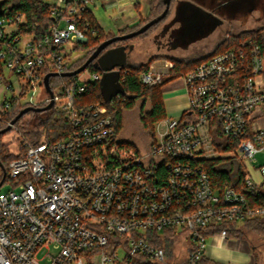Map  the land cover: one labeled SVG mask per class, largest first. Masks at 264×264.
Here are the masks:
<instances>
[{
  "label": "built area",
  "instance_id": "built-area-1",
  "mask_svg": "<svg viewBox=\"0 0 264 264\" xmlns=\"http://www.w3.org/2000/svg\"><path fill=\"white\" fill-rule=\"evenodd\" d=\"M97 1L50 2L56 22L39 38L20 31L23 16L0 15V122L16 129L5 120L13 110L52 100L68 125L57 141H22L25 150L6 169L0 166L1 186L8 180L14 188L0 197V264H173L165 254L167 239L187 246L182 264H202L207 238L225 239V226L264 217V209H250L234 189L214 187L199 164L234 156L245 187L263 188L264 162L252 165L264 154L261 47L244 40L182 75L185 115L162 121L158 137L140 152L116 134L104 106L82 100L102 72L67 83L50 77L52 98L35 100L44 76L64 73L70 50L87 41L83 14ZM173 68L166 62L164 71L149 70L138 80L160 85ZM59 83L56 94L52 86Z\"/></svg>",
  "mask_w": 264,
  "mask_h": 264
},
{
  "label": "trees",
  "instance_id": "trees-1",
  "mask_svg": "<svg viewBox=\"0 0 264 264\" xmlns=\"http://www.w3.org/2000/svg\"><path fill=\"white\" fill-rule=\"evenodd\" d=\"M173 3L174 0H171L166 17L159 23L150 27L145 33L126 41L113 43L111 47H114L115 44L125 45V43L141 38L149 31L158 28V26L168 18L172 10ZM139 6L140 4L137 0V2L134 4V7L137 11L139 10ZM0 9L2 13H5L7 16H23L25 21L22 25H20V31L33 34L37 38L45 35L48 31V28L56 22L57 18L56 16L51 15L54 6L44 0H0ZM164 9V0H150L147 16L144 19H140L135 26L130 28L126 27L119 30L116 35H124L136 31L148 21L158 17ZM83 22L88 24L87 41L85 43L78 44L77 47L82 52L81 56L73 58L71 61H69V64L65 69L66 72H71L79 68L99 44L112 37L111 35L103 32L89 9L83 14ZM248 39H253L258 42L264 57V24H262L252 30H242L235 34H227L219 42L216 49L205 57L190 61L183 59L171 60V62L174 64V68L168 71L167 75L158 86L149 87L140 83L138 80V77L141 73L149 71V64L138 66H130L126 64V67L120 70V83L124 89L123 95H120L118 99L114 97L112 98L111 102L106 103L102 97L99 82H95L91 83L87 92L82 94V100L88 104L98 103L101 106H104L108 115H110L112 118L117 135L120 134L122 128L124 111L131 110L136 100L141 99L149 102L148 112H141L139 119L144 131L149 135L150 139H153L154 124L167 119L162 101V88L169 82L179 79L182 75L192 71L198 64L209 57L233 48L240 42ZM86 70H89L90 72H100L94 69L92 64H90ZM65 80L69 82L72 80V78H65ZM54 81V78L49 80L50 84ZM45 106H47V104H43L41 108ZM24 108H26V106H21L13 110L10 115L5 117V120L11 122ZM182 115H185V113ZM25 116H31L38 119L37 126L30 130L27 129L23 123V118ZM14 125L17 131L21 133V142L19 143L17 153L9 154L5 148V145L0 142V166L4 167L5 169L11 160L16 158L19 153L25 150L22 146V141L28 142L30 145H37L45 140L57 141L62 139L68 132L66 119L54 108L47 110L45 113L28 112L19 118ZM5 128V124L0 122V130ZM6 133L0 135V139ZM220 141L223 140L221 139ZM127 143L134 146L130 142ZM223 144L225 150L234 149V145L230 143ZM199 164L208 175L214 187H218L220 189L232 188L236 192L243 195L246 204L250 209H264V189L259 186L255 192H250L245 187L244 183L246 174L243 170V167L234 156L229 158L202 160L199 162ZM225 229L227 230L226 236L246 238V232L252 231L257 235H260L259 237L262 238L264 237V217L254 216L250 219L244 220L243 222H236L225 226ZM168 240L169 239H167L165 243V254L167 256H169L171 253L172 247V241ZM154 243L157 245L159 244V242L156 241H154ZM127 262L128 264H150L144 261V259H129ZM211 263L213 262L206 258L202 259V264ZM213 264L216 263L214 262Z\"/></svg>",
  "mask_w": 264,
  "mask_h": 264
},
{
  "label": "rangeland",
  "instance_id": "rangeland-1",
  "mask_svg": "<svg viewBox=\"0 0 264 264\" xmlns=\"http://www.w3.org/2000/svg\"><path fill=\"white\" fill-rule=\"evenodd\" d=\"M44 1L53 3L56 0ZM138 1L140 2V0ZM90 9L104 33L112 37L119 36L116 34L121 30L119 28L120 21H114L110 17L111 15L104 12L102 8L90 5ZM147 13L148 6L145 14H141L138 11L136 23L127 27L135 26L140 19H144L147 16ZM262 24H264V0H174L168 18L158 28L149 31L141 38L125 43L127 50L130 46L132 47L130 51H127V64L130 66L149 64V70L164 71L166 62L179 59L190 61L205 57L216 49L219 42L227 34H235L242 30H252ZM161 28L162 31L158 34ZM118 45L115 44L114 46ZM77 46L78 44H75L74 48L71 49L70 44L65 45L67 50L71 49L68 57L69 61L81 56L82 52ZM89 72V70H85L77 77L86 78L89 76ZM7 80L11 83L14 82L13 77H9ZM64 83H67L65 79ZM61 87L62 85L59 83L56 87L52 86V89L54 93L58 94ZM174 89L185 96L183 82L179 78L169 82L162 88V99L166 95L170 96ZM46 97L47 94L42 91L35 96V100L38 101ZM148 110L149 102L140 99L135 101L131 110L123 113L119 137L123 141L133 144L140 152H146L152 141L144 131L139 119L140 113H147ZM23 123L30 130L37 126L38 119L25 116ZM153 127L154 137L157 138L164 128V123L157 122ZM20 138L21 133L17 129H12L1 137L0 142L5 145L9 154H14L18 151V146L21 142ZM263 162L264 154H257L252 165L253 167H258ZM12 189H14L13 185L7 180L0 187V197ZM259 236L249 231L246 232V238L226 236L225 241L232 244L237 243L246 252L248 251L250 264H264V237L261 238ZM212 240L207 238L206 244L210 245L213 242ZM171 249L167 259L172 261L173 264H182L187 254V246L176 240L173 242ZM41 255L39 256L41 257ZM215 263L222 264L219 262Z\"/></svg>",
  "mask_w": 264,
  "mask_h": 264
},
{
  "label": "water",
  "instance_id": "water-1",
  "mask_svg": "<svg viewBox=\"0 0 264 264\" xmlns=\"http://www.w3.org/2000/svg\"><path fill=\"white\" fill-rule=\"evenodd\" d=\"M171 0H164L165 9L163 12L156 18L148 21L146 24L138 28L136 31L130 32L128 34L114 36L101 44H99L96 49L92 52V54L87 58V60L76 70L71 72H64L61 74H47L44 76V92L49 95L50 99L52 98V92L50 90L49 86V78L50 77H63V78H71L74 76L79 75L83 71L86 70V68L92 64L93 68L102 72L101 79L99 81V87L102 94V97L104 98V101L106 103L111 102L112 98H114L117 95H123L124 89L120 83V70L126 67L127 64V52L126 48L124 46H120L114 49H109L106 52H104L102 55H100L107 47L112 45L113 43L119 42V41H126L129 40L135 36L141 35L145 33L150 27L153 25L159 23L161 20H163L169 10ZM2 14V11L0 9V15ZM132 47L130 46L128 48V51H130ZM53 106L52 100L47 104V106L43 108H32L27 107L22 109L17 116L11 121V124H15V122L21 118L23 115H25L28 112H34V113H40L42 111L50 110ZM10 131V126H7L5 129L0 130V135ZM2 168V166H1ZM3 170V168H2ZM5 178V173L3 172L2 180L0 182V186Z\"/></svg>",
  "mask_w": 264,
  "mask_h": 264
},
{
  "label": "crops",
  "instance_id": "crops-1",
  "mask_svg": "<svg viewBox=\"0 0 264 264\" xmlns=\"http://www.w3.org/2000/svg\"><path fill=\"white\" fill-rule=\"evenodd\" d=\"M149 1L150 0H140V6L138 10L139 13L145 14ZM91 6L102 8L104 12L111 15L110 17L114 21H120V29L130 25H134L138 20V11L135 10L131 5V0H100L92 4ZM89 11L92 13L90 6ZM95 20L101 27L96 18ZM162 101L166 118H179L187 109L186 96L178 93L176 89L172 90V94L170 96L166 95V97H164ZM255 178L258 181L257 176H255ZM225 240L226 239L216 237L213 238V242L210 245L206 246V258L208 260L219 262L222 264H250V259L247 253L248 251L246 252V250L241 245L239 246V244L237 243L232 244L228 243Z\"/></svg>",
  "mask_w": 264,
  "mask_h": 264
},
{
  "label": "flooded vegetation",
  "instance_id": "flooded-vegetation-1",
  "mask_svg": "<svg viewBox=\"0 0 264 264\" xmlns=\"http://www.w3.org/2000/svg\"><path fill=\"white\" fill-rule=\"evenodd\" d=\"M160 31H162V30H160ZM160 31L158 32V34H160ZM120 46H124V47H126L125 45H118V46H114V47H107L100 55H102L104 52H106L107 50H109V49H114V48H117V47H120ZM128 50L126 49V52H127ZM43 108V107H42ZM47 111V110H46ZM46 111H42V112H40V113H45Z\"/></svg>",
  "mask_w": 264,
  "mask_h": 264
}]
</instances>
